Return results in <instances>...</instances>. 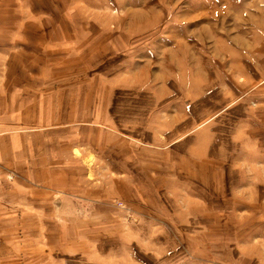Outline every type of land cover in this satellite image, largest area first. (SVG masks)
<instances>
[{
    "label": "rangeland",
    "instance_id": "1",
    "mask_svg": "<svg viewBox=\"0 0 264 264\" xmlns=\"http://www.w3.org/2000/svg\"><path fill=\"white\" fill-rule=\"evenodd\" d=\"M238 1L0 0L5 23L43 11L69 34L66 52L80 48L50 59V71L64 62L66 93L138 85L118 87L111 106L82 100L102 114L66 125L67 154L73 135L97 144L77 145L92 156L75 180L81 211L50 213L57 228L44 212L1 214L19 220L1 229L14 236L6 248L27 255L0 264L51 253L66 264H264V0ZM87 29L97 36H72Z\"/></svg>",
    "mask_w": 264,
    "mask_h": 264
},
{
    "label": "crops",
    "instance_id": "2",
    "mask_svg": "<svg viewBox=\"0 0 264 264\" xmlns=\"http://www.w3.org/2000/svg\"><path fill=\"white\" fill-rule=\"evenodd\" d=\"M250 2V5L254 3L252 0ZM238 4L234 2L233 5L239 8L243 0L238 1ZM246 12L242 15L241 11L239 20H251L248 11ZM27 14L33 16L30 18L32 22L17 28L15 24L5 23V20L10 19L9 13H0V255L1 258L13 260H17L16 257L21 253L26 256V247L18 248L16 257L10 254L6 244L8 238L12 239L14 236L12 231L9 235L2 236L4 233L1 229L4 231L18 226L19 220H14L11 216L1 219V214L30 211L35 215L44 212L47 217L41 216L42 220L46 219V223L44 221L42 224L57 228L64 227V223L59 224L58 219L50 217V213L64 210L66 202L73 208L72 212L81 211L77 198L80 197L81 190L76 187L75 180L82 178L85 173L82 169L92 162L89 148L96 149L97 144L89 137L76 138L73 135L68 139L72 140L71 143L78 144H73L67 154L66 125L73 127L86 120L84 117L102 114L98 106L84 107L82 100L94 97L97 100L108 99L111 106L118 87L138 86L118 83L111 87L110 92L103 94L87 93L84 89L81 92L80 87L79 90L73 87L72 92L66 93L64 62L55 70L50 71L49 67L53 64L50 59L63 60L70 54L65 49V37L69 34L62 28H50L46 12L29 11ZM92 32L94 31L91 29L83 32L78 30L72 36L80 37L87 33L95 38L97 35ZM126 45L125 43L124 46ZM76 52L81 56L80 48L72 54ZM70 100L74 102L69 103ZM82 142L89 146L84 148V154L79 150L80 146H77L82 145ZM121 142L119 141L118 146ZM112 145V141H106L102 146L113 150ZM107 165L109 167L105 169V176L111 178L114 173L112 161ZM117 170L118 168L115 169ZM120 184L125 189L129 187L127 181ZM108 199L106 196V200ZM50 258L46 257V261L44 257L43 264L45 261L46 264H57V261L66 264L54 253H51Z\"/></svg>",
    "mask_w": 264,
    "mask_h": 264
}]
</instances>
